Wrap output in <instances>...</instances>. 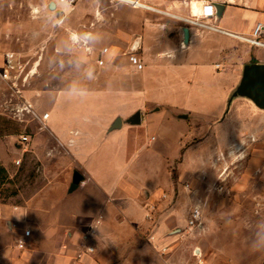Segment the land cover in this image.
Here are the masks:
<instances>
[{"label":"rangeland","instance_id":"374dc122","mask_svg":"<svg viewBox=\"0 0 264 264\" xmlns=\"http://www.w3.org/2000/svg\"><path fill=\"white\" fill-rule=\"evenodd\" d=\"M119 1L77 0L67 7L59 0H0V68L14 52L28 74L20 84L24 101L16 106L10 104L13 89L0 77V264H264V109L247 97L234 98L219 118L196 116L186 124L162 117L144 130L143 138L154 133L151 145L128 155L147 191L124 205L143 215L136 228L116 229L126 212L113 208V225L98 232L96 220L103 226L105 213H65L51 200L62 192L47 193L83 171L72 155L53 153L59 143L36 115L47 112L56 88L74 85L63 84L68 69L71 78L79 76V54L91 45L83 34L98 25L93 17L84 21L79 5ZM139 14L136 9L135 28ZM24 102L35 115L23 110ZM104 135L95 143L104 142L100 159L111 165L113 178L121 161L111 151L115 138ZM195 207L201 219L192 226ZM87 246L95 251L84 252Z\"/></svg>","mask_w":264,"mask_h":264},{"label":"crops","instance_id":"0c3cea01","mask_svg":"<svg viewBox=\"0 0 264 264\" xmlns=\"http://www.w3.org/2000/svg\"><path fill=\"white\" fill-rule=\"evenodd\" d=\"M144 3L147 7L127 1L79 5L84 21L93 17L98 25L95 33L83 34L91 45L79 54L77 80L71 78L70 69L64 73L63 84L73 81L74 85L52 92L47 103L49 117L42 121L50 137L59 143L53 153L72 155L74 164L83 171V180L74 191L69 190L71 179L64 188L52 187L47 193L62 192L59 198L51 200L65 213H105L103 226L101 219L96 225L98 232L113 225L109 214L113 208L126 212L115 220L116 229L136 228V223L142 222L143 215L131 213L124 205L137 203L138 192L147 193L144 182L138 180L128 165L130 149L149 147L154 139V133L143 138L144 130L162 117L183 120L186 124L196 116L221 117L240 81L243 65L253 57L264 63V47H251L231 34L202 30L188 21L200 17L207 4H223L221 15L212 22L226 31L250 35L255 24L264 21V0ZM136 9L141 16L139 28H135ZM184 27L189 29L187 43ZM136 37L142 40L141 70L129 59L130 44ZM104 48L108 50L103 53ZM99 58L104 59V64H99ZM207 103H214L215 109H210ZM137 111L141 122L129 123L128 119ZM117 117L122 124L113 129ZM103 134L105 140L115 138L110 150L121 161L113 178L109 174L111 165L100 159L104 142L101 147L95 143ZM74 195V200L62 204Z\"/></svg>","mask_w":264,"mask_h":264},{"label":"built area","instance_id":"2783aa9c","mask_svg":"<svg viewBox=\"0 0 264 264\" xmlns=\"http://www.w3.org/2000/svg\"><path fill=\"white\" fill-rule=\"evenodd\" d=\"M122 1H127L131 3L132 5L139 6L137 3L133 1H128V0H122ZM59 2L64 3L67 7H73L77 0H59ZM211 9L209 12L208 10ZM217 17V9L214 5L212 4H207L203 7L202 13L200 17H197L195 19H189L188 21L202 29V30H213V31H219V32H224L231 34L237 38H240L242 40H245L255 46L258 47H264V21H259L255 24L253 27V30L250 35H241L237 33H232L229 31H226L225 29L217 26L212 22V20L216 19ZM89 49V46H88ZM108 49L104 48L101 52H106ZM142 50V40L141 37H136L135 40L130 44L129 48V59L131 63L135 66L137 70H141L144 68V62L142 57L140 56ZM99 64H104V59L99 58ZM25 67L24 64L21 62L20 59L16 56L14 52H7L5 54V61L0 68V77L5 80L10 87L13 89V96L10 99V104L16 106L19 105L20 103H23L24 98L22 95V90L20 88V84L24 82L27 79L28 74L25 73ZM25 83V82H24ZM23 84V83H22ZM25 103V102H24ZM26 109L28 112L33 113L34 115L36 114L33 111V108L31 105H27V103L24 104L23 110ZM40 118L41 121L46 120L49 117V113L46 112L43 115L39 116L36 115ZM20 143L23 144L24 146L26 143L29 141V135L24 134L19 137ZM26 150V147L25 149ZM21 159H17L16 163L20 164ZM201 219V209L199 207H195L192 211L191 218H190V225L196 226ZM100 223V218L96 220V224ZM30 235V230H26L24 233V236L18 240V246L19 247H24L26 245V238L27 236ZM95 247L94 246H87L86 250L84 252H94ZM82 256V253H79V257Z\"/></svg>","mask_w":264,"mask_h":264},{"label":"water","instance_id":"95a60500","mask_svg":"<svg viewBox=\"0 0 264 264\" xmlns=\"http://www.w3.org/2000/svg\"><path fill=\"white\" fill-rule=\"evenodd\" d=\"M56 2L51 1L49 7L51 9L56 8ZM223 4L215 5L217 9V16L221 15ZM184 42L187 43L189 39L188 27L183 28ZM243 96L250 99L258 108L264 109V63L261 62H248L243 65L242 75L237 86L232 90L225 112L229 109L234 98ZM223 113V115L225 114ZM128 122L131 124H139L141 122L140 112L137 111L129 119ZM122 124L120 117H117L112 124V128H118ZM83 180V174L76 170L72 176V182L70 184V191H74L80 182Z\"/></svg>","mask_w":264,"mask_h":264},{"label":"bare ground","instance_id":"6f19581e","mask_svg":"<svg viewBox=\"0 0 264 264\" xmlns=\"http://www.w3.org/2000/svg\"><path fill=\"white\" fill-rule=\"evenodd\" d=\"M128 1H133V2L137 3L139 6L147 7V5H144L143 3H140V2L137 1V0H128Z\"/></svg>","mask_w":264,"mask_h":264},{"label":"trees","instance_id":"16d2710c","mask_svg":"<svg viewBox=\"0 0 264 264\" xmlns=\"http://www.w3.org/2000/svg\"><path fill=\"white\" fill-rule=\"evenodd\" d=\"M251 62H257V60L253 57L251 59ZM2 172H3V169L0 167V175L2 174Z\"/></svg>","mask_w":264,"mask_h":264},{"label":"snow or ice","instance_id":"6c2138e0","mask_svg":"<svg viewBox=\"0 0 264 264\" xmlns=\"http://www.w3.org/2000/svg\"><path fill=\"white\" fill-rule=\"evenodd\" d=\"M209 12L211 11V9L208 10Z\"/></svg>","mask_w":264,"mask_h":264}]
</instances>
